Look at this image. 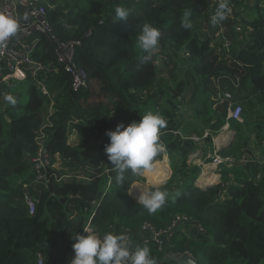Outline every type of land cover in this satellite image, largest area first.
I'll list each match as a JSON object with an SVG mask.
<instances>
[{
  "label": "trees",
  "instance_id": "16d2710c",
  "mask_svg": "<svg viewBox=\"0 0 264 264\" xmlns=\"http://www.w3.org/2000/svg\"><path fill=\"white\" fill-rule=\"evenodd\" d=\"M251 2L228 0L234 18L227 12L213 26L219 0L43 1L51 33L40 34L32 47L43 68L0 85V264H70L75 234L88 224L101 237L116 234L115 223L131 242L147 245L157 264H177L167 246L189 253L197 264H264V165L242 158L248 134L257 142L264 135V0L254 1L253 16ZM118 6L130 11L127 21L115 20ZM185 12L191 13V29L182 27ZM145 24L161 35L151 61L140 65L147 53L137 38ZM57 41L72 46L73 63L85 73L79 90L58 60ZM247 87L249 100L240 95ZM217 90L237 95V102L216 100ZM238 104L244 122L228 119V108ZM184 106L197 123L184 126L191 116L181 113ZM148 112L165 120L159 142L172 170L164 184L151 188L168 193L154 214L129 193L142 174L129 170L117 183L105 152L108 130ZM227 122L234 142L218 153L229 158L224 165L243 167L245 176L233 180L220 165V182L201 188V166L190 161L198 149L194 140L211 146L205 162L211 161L213 138ZM43 148L47 164L37 170L34 158ZM162 158L160 152L153 166ZM27 198L34 200V213ZM180 216L201 227L202 237L179 230L162 245L141 241L144 224L164 232Z\"/></svg>",
  "mask_w": 264,
  "mask_h": 264
},
{
  "label": "clouds",
  "instance_id": "9594fccd",
  "mask_svg": "<svg viewBox=\"0 0 264 264\" xmlns=\"http://www.w3.org/2000/svg\"><path fill=\"white\" fill-rule=\"evenodd\" d=\"M228 10V0H221L215 14L210 17L211 24L215 26L225 20ZM190 15V12L184 13L182 20V27L184 29H191L193 26ZM129 16L130 11L128 9L119 6L115 8L116 21H127ZM24 19L26 20L27 17H24ZM19 31L20 22L15 17L6 13H0V43L15 36ZM160 35L161 33L158 28L151 24L144 25L142 32L137 38V44L147 54L139 58L140 65L148 64L151 61L152 50L158 46ZM225 97L233 101V99ZM7 100L12 104L16 103L11 96L7 97ZM230 108L232 107L228 108L227 115ZM164 126L165 120L162 116L157 113L148 112L139 121L134 120L127 126L121 122L115 130H108L106 132L110 142L105 146V152L113 171L116 173L117 183L125 181V174L129 170L133 174H142L143 176L145 171L153 167V160L160 152L163 153V158L167 159L166 149L163 151V146L159 142L160 130ZM214 144L216 146L214 152H218L219 143L216 142V139L214 140ZM158 162H162V160ZM206 163L208 164L209 162ZM169 176L160 182L159 185L164 184ZM221 178V176L218 177L215 184L220 182ZM197 180V185L203 188L204 182L199 181V179ZM167 197L168 193L159 189L155 191H141L137 201L150 214H154L165 205ZM195 228L197 227L195 226ZM83 231L84 234L79 232L74 235L75 243L72 247L75 255L71 258L70 264H157L156 259L151 256V250L147 245L140 247L137 243L129 241L128 236L124 233L114 234L109 232L101 237L86 227Z\"/></svg>",
  "mask_w": 264,
  "mask_h": 264
},
{
  "label": "built area",
  "instance_id": "2783aa9c",
  "mask_svg": "<svg viewBox=\"0 0 264 264\" xmlns=\"http://www.w3.org/2000/svg\"><path fill=\"white\" fill-rule=\"evenodd\" d=\"M43 1L44 0L0 1V13L9 14L20 22V31L15 36L10 37L7 41L0 43V85L12 79L25 80L28 74L34 76L39 69L43 68L42 64L32 57V47L39 41L38 36L40 34L48 36L51 33V25L47 20ZM219 1L221 2V0ZM24 17H27V19L25 20ZM57 45L56 54L58 60L65 65L68 72L73 74L74 89H81L85 85L86 77L85 73L77 69L73 63L74 52L72 46L59 41H57ZM242 113L243 107L241 105H236L229 109L228 119L242 121ZM229 126L230 124L227 122L223 127L224 130H229ZM205 135H208V131L205 132ZM161 145L163 146L164 151L165 146L162 143ZM47 157L46 150L44 148L40 149L38 156L34 158V164L37 170H40L43 165L47 164ZM228 160V157H223L215 151L208 164L219 167ZM42 178L43 175L41 173L37 175L38 180H41ZM27 203L30 212L34 213V200L27 198ZM179 221L191 222L192 225H195L199 230H202L195 222L180 216L175 220L174 224L164 232L156 231L150 225L144 224L140 229V232L143 234L141 241L148 243L151 240H155L162 245L166 242L165 238L167 237V233H170ZM86 228L95 232L89 224ZM82 234H84V231ZM126 235L130 241L131 236L127 233ZM39 263H42L41 255H39Z\"/></svg>",
  "mask_w": 264,
  "mask_h": 264
},
{
  "label": "crops",
  "instance_id": "0c3cea01",
  "mask_svg": "<svg viewBox=\"0 0 264 264\" xmlns=\"http://www.w3.org/2000/svg\"><path fill=\"white\" fill-rule=\"evenodd\" d=\"M253 34H254V31L251 33V35H253ZM229 86L230 85L227 83L226 84V88H228ZM219 90H221V89H219ZM250 91H251V89H249L247 87L246 90H243V89L240 90V95H247V99H248V97L250 95L249 94ZM227 92H229V91H227ZM216 93H215V99L216 100H221L223 97H225V93H223V92L221 93L220 91L217 90ZM229 93L232 94L231 92H229ZM222 94H224V95H222ZM242 97H245V96H242ZM236 102H237V100H236ZM191 122L197 123V119H196L195 115H193L192 118H190V117L187 118L186 121L184 122V126H186L187 123H191ZM242 122H244L243 119H242ZM223 127L220 128V130L218 131L217 135L213 138L214 140L216 139L217 143H219V145H218L219 146V150L227 149L228 147H230L233 144L234 137H235V131H234V129L232 127H229V130H224ZM207 129H209V128H207ZM233 131H234V137H233V140L231 141L229 139H230V136H231ZM254 137L255 136L253 134H248L247 138L249 139V142H248V144L246 146L243 145L242 158H247V159H249L251 161L255 160V162L258 161V162H260V163H262L264 165V135H263L262 139L260 141H258V142L256 141V139H254ZM75 139H77V138H75ZM194 141H196L195 143H197L198 149L190 156V161L192 163H194V165H196V166H201V174H200V177L198 178L199 181H202V182L206 183V182H209V181H213V179H217L218 177L221 176V174L219 173L220 172L219 171V167L217 168V167H215L214 165H211V164L206 166L207 163L205 162V160H207L208 156L211 153V146L206 141H204V139L196 138ZM71 142H72V139H71ZM226 142L228 143V145L225 146L224 148H220V145L224 144ZM230 142H232V143H230ZM215 147L216 146H215L214 141H213V149H215ZM159 163H163V161L159 162ZM168 163H169V166H170L169 158H168ZM222 166H223V168L224 167L227 168V170L230 169L228 171L234 174V175L230 176L233 180H235L236 178H243L245 176L244 172L242 170L243 167L237 166V167L233 168V166L229 167V166H226L224 164H222ZM170 169H171V167H170ZM240 175H241V177H239ZM142 178L143 179H140L139 181H136V182H134L132 184V186L134 184L138 185V186H136L138 191L134 188V186L133 187L131 186V188L129 190V192L132 194V196L136 200L138 199V196L140 194L139 191L140 192L141 191H146L147 187H148V189H150L152 187V185H153L150 182L149 177L146 174H144L142 176ZM147 182L150 183V184H148ZM197 182H198V180H197ZM217 183H219V182H217ZM145 185H147V186H145ZM132 189H133V192H135L137 196L132 193ZM176 226H178L177 229H172L170 231V233H167V237L165 238L166 240H168L167 238L171 235V233H173V231L181 230L182 232H184L185 234H187L189 237H192V238L195 237L194 235L198 231L197 228H195V225H192L191 222H186V221H181L180 222L179 221ZM114 227H115L116 234H120V233L126 234L125 229L119 223H115Z\"/></svg>",
  "mask_w": 264,
  "mask_h": 264
},
{
  "label": "rangeland",
  "instance_id": "374dc122",
  "mask_svg": "<svg viewBox=\"0 0 264 264\" xmlns=\"http://www.w3.org/2000/svg\"><path fill=\"white\" fill-rule=\"evenodd\" d=\"M254 1L255 0H252V2L250 3V5H249V7H250V9L252 10L251 11V15L253 16L254 14H255V12L253 11V8L255 7V5H254ZM216 5L217 4H219V3H215ZM228 12V15L231 17V18H234V8H233V6H231V7H229V10L227 11ZM194 25V24H193ZM195 29L197 30L198 29V25H196L195 26ZM249 36H251V34L249 33ZM228 46L227 45H225L224 46V48H227ZM171 68H172V66H170L169 68H167V70H166V72H165V76L164 77H167V78H169L170 77V73H172V70H171ZM186 112V115L187 114H190L191 116H190V118H192L193 117V110H192V108L191 109H189V107H186V106H184L183 108H181V113H185ZM167 160H168V156H167ZM166 159H164V158H162V161H163V164L165 165H168L167 166V169L169 170V174H170V172H171V169H170V166H169V163H168V161H167ZM61 162V161H60ZM207 165H209V164H206V166ZM212 165V164H211ZM60 168V167H59ZM61 169V168H60ZM148 172H149V170L148 171H145V174L149 177V180H150V182L153 184V186L154 185H156L154 182H153V180H152V176L151 175H148ZM169 174L167 175V176H169ZM209 182H214L212 185H214L215 183H216V179H213V181H209ZM148 183V182H147ZM148 184H150V183H148ZM211 186V185H210ZM203 187V186H202ZM152 188V187H151ZM151 188L150 189H148V187L146 188V191H151ZM204 188V187H203ZM138 200V199H137ZM178 218V217H177ZM176 218V219H177ZM174 222H175V220H174ZM174 222L171 224V226L174 224ZM170 226V227H171ZM178 228V226H176L174 229H177ZM176 232H178V231H173V233H171V235L167 238L168 240H169V238L171 237V236H173L174 234H176ZM154 241V240H153ZM168 242V241H167Z\"/></svg>",
  "mask_w": 264,
  "mask_h": 264
},
{
  "label": "water",
  "instance_id": "95a60500",
  "mask_svg": "<svg viewBox=\"0 0 264 264\" xmlns=\"http://www.w3.org/2000/svg\"><path fill=\"white\" fill-rule=\"evenodd\" d=\"M225 96H227V97H229V98H231L233 100H236L237 99L236 96H234L233 94H230L229 92H226L225 93ZM233 137H234V133L230 136V139L229 140L232 141L233 140ZM230 143H232V142H230ZM227 145H228L227 142L224 143V144H221L220 145V148H224ZM169 175L171 176V172H170ZM170 176L167 178V180L170 178ZM213 183L214 182H206V183L203 184V187L205 188L207 186L212 185ZM157 186H159V184L154 185V187H157ZM202 235L203 234H201V232H198L197 231V233L194 236L201 238ZM165 252H166L167 256L169 258H172L173 260H175L177 262V264H197L196 260L194 258H192L189 253H185V254L175 253V252H173L171 250V248L169 246H167V248L165 249Z\"/></svg>",
  "mask_w": 264,
  "mask_h": 264
},
{
  "label": "bare ground",
  "instance_id": "6f19581e",
  "mask_svg": "<svg viewBox=\"0 0 264 264\" xmlns=\"http://www.w3.org/2000/svg\"><path fill=\"white\" fill-rule=\"evenodd\" d=\"M167 166L168 165H164L163 163H159L157 162L153 168H151L148 172V175H151L152 176V180L153 182L157 185L159 184L160 182H162L166 177L167 175L169 174V170L167 169ZM207 178V177H206ZM209 179V178H208ZM209 181V180H208ZM134 188L138 191L137 187L138 186L137 184H134L133 185ZM132 186V187H133ZM142 186V185H141ZM147 186V185H145ZM133 191V189H132ZM140 193V191H139ZM134 194L136 195V193L134 192ZM137 196V195H136Z\"/></svg>",
  "mask_w": 264,
  "mask_h": 264
}]
</instances>
